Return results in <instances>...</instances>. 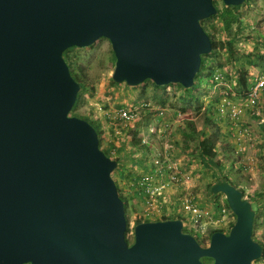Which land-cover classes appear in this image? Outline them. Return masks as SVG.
Wrapping results in <instances>:
<instances>
[{"label":"water","instance_id":"water-1","mask_svg":"<svg viewBox=\"0 0 264 264\" xmlns=\"http://www.w3.org/2000/svg\"><path fill=\"white\" fill-rule=\"evenodd\" d=\"M248 0H222L239 7ZM215 0H0V264H254L256 211L224 181L236 221L208 246L182 219L137 224L134 241L95 127L71 115L82 85L64 54L107 39L113 81L195 87Z\"/></svg>","mask_w":264,"mask_h":264},{"label":"rangeland","instance_id":"rangeland-1","mask_svg":"<svg viewBox=\"0 0 264 264\" xmlns=\"http://www.w3.org/2000/svg\"><path fill=\"white\" fill-rule=\"evenodd\" d=\"M215 2L218 9L224 7L222 0ZM238 11L242 22L235 25L233 31L242 30V33L234 44L233 53L226 47L228 39L221 32V21L214 17L207 21L208 26L216 27L211 37L214 54L205 56L207 68L200 79L208 77L213 70L218 80L207 78L192 93L179 85L156 89L151 81L137 88L115 84L112 78L115 56L107 39L89 48L71 49L69 53L84 67L89 86L81 93L71 115L89 118L99 126L102 150H111L113 157L117 156V149L123 150L122 166L113 176L121 195L128 201L126 237L130 244L134 241L138 218L188 219L181 201L191 197H195V203L201 207L214 206L216 198L209 187L218 180V173L206 169L200 159L185 148L183 129L187 131L190 121L198 131L218 138L219 157L225 166L223 173L245 191L255 211L259 209L264 213V203L257 204L254 198L255 193L264 191V86L260 87L264 84V0H248ZM244 73L248 74L247 80ZM257 86L260 88L254 96ZM135 104H149L156 110L162 108L164 116L159 119L142 110L140 120L130 125L117 119L120 108ZM134 129L138 130L137 135L133 134ZM187 141L194 149L197 141L193 138ZM132 159L141 166L145 163L158 169L166 166L169 169L164 173L167 181L162 182H166L163 184L167 190L162 189L152 200H148L141 187L136 189L140 195H136L131 190L134 176L153 179L154 188L162 183H156L154 179L158 177L152 178L149 173L145 176L138 166L132 167ZM217 199L226 201L224 195ZM263 221L264 215L259 219L254 236L264 244ZM207 242L208 246L210 241ZM257 264H264V259H259Z\"/></svg>","mask_w":264,"mask_h":264},{"label":"trees","instance_id":"trees-1","mask_svg":"<svg viewBox=\"0 0 264 264\" xmlns=\"http://www.w3.org/2000/svg\"><path fill=\"white\" fill-rule=\"evenodd\" d=\"M239 8H240V6L239 7H227V6L224 5V7L222 9H219L218 10V14L216 16H214V18L219 19L221 21V25H220L221 32L226 37V39H228L225 44H226L227 49L231 53L234 52V44H235L237 38L239 37V35L242 33V30H239L237 33H234V31H233L235 25H240V23L242 22L241 21L242 20V15L238 11ZM209 20L210 19L205 20V21H202V25L204 26L206 32L211 37H213L214 33H212V32H213V30H216V27L214 25L208 26L207 25V21H209ZM70 52H71V49L68 50V51H66L65 54H64V57H65V59L69 63L70 70H71V73H72L73 77L82 85V89H81V91L79 93V96H78V101H79L81 99V93L83 91H85V88L87 89V87H89L87 85V81H88L87 80V74L84 71V67L81 64H79L75 60V58H73L72 56L69 55ZM207 63L208 62L206 61L205 57H203L201 72L198 75V80H197V82L195 84V87L193 89L186 90V89H183V87L181 85H179V86L184 91H186L188 93H192L195 90H197L202 85V83L205 80H208L207 78H211V79H213L215 81V79H216V75H215L216 72L213 71V70L210 73H208V77L203 78V79H200L201 76L203 75L204 71L207 68ZM243 76L247 80L248 74L247 73H244ZM216 80H218V79H216ZM244 86H246V83H244ZM154 87L156 89H166L168 86L167 87H157V86L154 85ZM77 105H78V102L76 103V105H75V107H74L73 110L76 109ZM156 112H157V110H156ZM81 118L89 121L95 127V129L99 133V137H100V141H101V134H102V132L100 131L99 126L96 125V123H94L89 118H86V117H81ZM185 130L183 129V136L185 137V148L187 150H190L193 155H196L200 159L202 165L206 169L214 170L216 173H218L217 174V176L219 177L218 180L216 182H214L213 184H211V186L209 187L210 188V193L216 198V200H214L215 206H217V207L220 206L219 205L220 200L217 199V198H218V196H220L222 194L214 195L212 193V188H213V186L215 184L221 183V182H224V181H227L231 185H234L236 188L240 189L242 191L244 197L245 198H248L246 196L245 191L242 188H240L237 184H235L234 182H232L231 179L229 178L228 174L223 173V171H225V166L223 164V161L219 157L218 138L215 135H208L206 132L198 131L196 125L192 121H190V122L187 123V131L188 132L185 131ZM132 132H133L134 135H137L138 134V130L137 129H134V131H132ZM190 138H193L195 141H197V144H196V146H195L194 149H191L192 147H190L189 143H187L188 142L187 139H190ZM104 151H105V153L109 157H111V158H113V159H115V160H117L119 162V168L117 170L119 172V170H120V168L122 166V161H123L122 160V156H121L122 150L121 149H117L118 154H117L116 157H113L112 156L111 150L108 149V150H104ZM114 179H115V181L117 183V186H118L117 179L115 177H114ZM136 186H137V182H136ZM118 189H119V186H118ZM119 193H120V196H121V198L123 199V201L125 203V208L127 209V206H128L127 198H125L123 195H121V190L120 189H119ZM254 198H255V200H257V204H260L261 202L264 203V191L261 192V193H255L254 194ZM225 203H226L227 207L230 209L228 203L226 201H225ZM256 213L258 215H256V217H255V222H254V235H255V230L257 229V225L259 223V219L261 218V216L264 215V213H260V210L259 209L256 211ZM175 219H182V218L181 217H178V218L164 217V218H161V219H157V221H167V220H175ZM149 221L150 220H145L143 218H138L137 221H136V224H140V223H143V222H149ZM234 224H235V222L231 225V228L234 226ZM184 230H185V232L192 234L186 228ZM215 232H222V231L221 230H211L210 235L212 236ZM194 236L196 237V239L198 240V242L203 247H206L207 246V243H208L207 242V239L201 238L198 235H194ZM211 236H210V239H211ZM260 244L264 247V244L262 242H260ZM262 259H264V253H263ZM203 261H204V264H212L213 263V261L211 259H204ZM258 261L259 260L255 261L254 264H257Z\"/></svg>","mask_w":264,"mask_h":264},{"label":"built area","instance_id":"built-area-1","mask_svg":"<svg viewBox=\"0 0 264 264\" xmlns=\"http://www.w3.org/2000/svg\"><path fill=\"white\" fill-rule=\"evenodd\" d=\"M264 86V84L260 85V87ZM259 86L254 90V96H256L258 92ZM142 110H145L151 116H155L156 118H163L164 109L159 108L154 109L149 104L142 105H133L131 107H122L117 111V119L126 123V125H130L132 123L140 120V113ZM150 132L153 134L154 129ZM153 179L146 177L143 178L139 183V186L144 191V195L148 198V200H152L156 198V195L162 189H165L164 184L159 188H154ZM168 185V184H166ZM147 202L150 204V202ZM195 197H191V199H183L181 201V206L183 212L188 214V219H183L184 226L187 228L192 234L198 235L201 238L207 239L210 241V232L211 230H221L223 233H228L231 229V225L236 221L234 213L229 209L226 203L220 201L219 207L212 206L210 208L201 207L200 205L195 203ZM148 211L146 215H148Z\"/></svg>","mask_w":264,"mask_h":264},{"label":"crops","instance_id":"crops-1","mask_svg":"<svg viewBox=\"0 0 264 264\" xmlns=\"http://www.w3.org/2000/svg\"><path fill=\"white\" fill-rule=\"evenodd\" d=\"M122 150V149H121ZM122 153H123V150H122ZM132 164H131V166L132 167H137L138 166V168H141V169H143V171L145 172V176L149 173L150 174V176H152V178L154 177H158L157 178V180H156V178L154 179L155 180V182L156 183H158V182H161L162 184L163 183H166V182H162V181H167V180H165V178H164V176H165V174L164 173H168L169 172V169L166 167V166H164L163 165V167L162 168H160V169H158L157 167H155V165L154 166H152V165H150V164H148V163H145V166L143 165V166H141V164L139 165L137 162H135V163H133V159H132ZM147 162V161H146ZM155 175V176H154ZM141 176H144V175H140V177ZM160 177V178H159ZM134 178H135V180H134V185L133 186H131V190L132 191H135V194L136 195H140V192L137 190L136 191V189H139V183L142 181V179L143 178H146V177H143V178H138V176H134ZM136 182H137V186H136ZM161 184V185H162ZM160 185V186H161ZM165 190H167V189H165Z\"/></svg>","mask_w":264,"mask_h":264},{"label":"clouds","instance_id":"clouds-1","mask_svg":"<svg viewBox=\"0 0 264 264\" xmlns=\"http://www.w3.org/2000/svg\"><path fill=\"white\" fill-rule=\"evenodd\" d=\"M183 220V219H182ZM184 229H185V227H184ZM193 235V234H192Z\"/></svg>","mask_w":264,"mask_h":264}]
</instances>
